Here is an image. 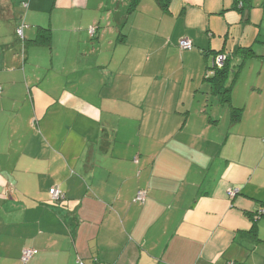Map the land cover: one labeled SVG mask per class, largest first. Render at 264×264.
Here are the masks:
<instances>
[{
    "label": "crops",
    "instance_id": "1",
    "mask_svg": "<svg viewBox=\"0 0 264 264\" xmlns=\"http://www.w3.org/2000/svg\"><path fill=\"white\" fill-rule=\"evenodd\" d=\"M263 28L264 0H0V264H264V136L205 78L261 73Z\"/></svg>",
    "mask_w": 264,
    "mask_h": 264
},
{
    "label": "rangeland",
    "instance_id": "2",
    "mask_svg": "<svg viewBox=\"0 0 264 264\" xmlns=\"http://www.w3.org/2000/svg\"><path fill=\"white\" fill-rule=\"evenodd\" d=\"M261 34V39H264V28L262 29ZM240 64L241 63H238V67L236 68V70H240V73L238 74L235 72V75H231L227 82L228 85L231 84L232 86L234 81H236L234 96L237 102L242 104V106H245V104L248 102L246 105L249 107L250 112L247 114L242 125L244 126V129H246L247 126L252 122L255 134L254 136L256 137H251L250 142H253L252 146L257 150L258 135L262 134L261 136H264V68L260 73L259 71L262 66V61L258 60H246L243 63L244 65L241 64V66H239ZM242 66L243 68L241 69ZM233 78H235L234 81H232ZM237 127L238 129H243L241 124H238ZM237 138L239 144H243L245 140L244 136L239 135Z\"/></svg>",
    "mask_w": 264,
    "mask_h": 264
},
{
    "label": "trees",
    "instance_id": "3",
    "mask_svg": "<svg viewBox=\"0 0 264 264\" xmlns=\"http://www.w3.org/2000/svg\"><path fill=\"white\" fill-rule=\"evenodd\" d=\"M49 41H50V29L47 27H39V30H38L36 37L34 39H32L30 42L33 44L39 45V44H48ZM179 41H178V46H179ZM250 51H251L250 49H247L244 53H249ZM218 54H220V53H216L215 56ZM222 54H225V60L223 62V65L220 67L215 66L214 65L215 56H214L211 66L206 71L205 78L210 83L212 90L214 92L221 94L222 101L229 104L230 103V97H229L230 95L229 94H230V91L232 88L231 84L228 85V82H227V80L229 78L230 54H228V53L227 54L222 53ZM241 64L239 66H241ZM234 80H235V78L232 79V81H234ZM230 109H231L230 110L231 122L232 123L238 122L240 120L241 109L237 108V107H233V106H231ZM231 190H234V189H231ZM236 193H237V191L235 192V194ZM262 214H263V212H260L258 215L260 216ZM249 233L253 236H256V220H254L252 228L250 229Z\"/></svg>",
    "mask_w": 264,
    "mask_h": 264
},
{
    "label": "built area",
    "instance_id": "4",
    "mask_svg": "<svg viewBox=\"0 0 264 264\" xmlns=\"http://www.w3.org/2000/svg\"><path fill=\"white\" fill-rule=\"evenodd\" d=\"M90 31L92 32L93 31V28H91ZM16 33H17L18 36H21L22 35V28L21 27L17 28L16 29ZM179 46H180L181 49H190V48H192V43H191V41L189 39L183 38V39H181L179 41ZM224 60H225V54L220 53V54H218V55L215 56V58H214V65L217 66V67H220V66L223 65ZM236 191H237L236 189L229 190L228 191V195L233 196ZM49 193L51 194V196L53 198H56L57 199V198L60 197V193H59L57 187L51 188L49 190ZM143 197H144L143 192L142 191H139L137 193V197L136 198L138 200H143ZM36 252H37L36 249H31V248H25V249H23L22 250V253H21V257H20L22 263L25 264L31 258V256L33 254H35ZM80 264H82L81 261H80Z\"/></svg>",
    "mask_w": 264,
    "mask_h": 264
}]
</instances>
